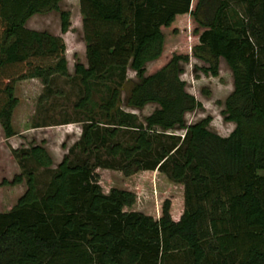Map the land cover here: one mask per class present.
<instances>
[{"label":"trees","instance_id":"obj_1","mask_svg":"<svg viewBox=\"0 0 264 264\" xmlns=\"http://www.w3.org/2000/svg\"><path fill=\"white\" fill-rule=\"evenodd\" d=\"M60 1L0 0L4 138L15 133L16 82L36 77L47 86L53 74L67 75L62 39L24 27L33 14L58 11L60 31H67ZM78 7L86 65L73 67L82 88L74 109L89 114L90 81L104 83L108 95L97 108L119 127L128 124L117 116L124 84L126 106L155 104L143 125L133 127L131 145L109 142L106 153L129 161L116 167L124 176L163 174L178 187L181 204L164 198L156 214L131 209L132 190L102 191L94 172L99 164L73 162L65 154L48 169L51 160L41 146L10 150L18 172L2 178L0 188L22 183L24 189L0 211V264H264V0H78ZM187 27L194 39L189 51L170 50L166 32L177 35ZM190 56L209 64L204 74L217 75L218 58L230 70L232 89L220 111L233 123L226 136L207 128L209 116L184 124V113L201 107L179 78L180 63ZM126 68L136 81L125 78ZM175 127L183 136L168 137L171 144H161L152 162L135 157ZM93 128L82 126L72 149L86 153ZM103 130L109 140L117 134ZM28 158L45 168L44 181Z\"/></svg>","mask_w":264,"mask_h":264},{"label":"rangeland","instance_id":"obj_2","mask_svg":"<svg viewBox=\"0 0 264 264\" xmlns=\"http://www.w3.org/2000/svg\"><path fill=\"white\" fill-rule=\"evenodd\" d=\"M58 10L68 13L69 26L64 34V39L66 41L65 58L67 75H55L51 77L48 84L49 86L42 85L38 80L32 81L29 86H24L23 84L25 83H18L17 96L19 100H21V103L17 112L20 111V113L23 114L19 119L23 121L24 127L27 129L31 126L32 122L34 123L36 121L49 124H56L63 121L69 122V124H65L61 127L62 130H66L67 132L64 141L66 146H63V154H67L68 158L73 162L86 160L93 165L99 164L98 166H94V172L99 175L98 183L103 192H107L110 187L132 190L135 194V202L131 209L156 214L164 198H171L174 207H179L181 204L179 189L163 174L158 172L155 173L154 171H137L129 176H124L118 168L128 164L129 161L123 159L119 155L111 159V157L107 155L105 149L109 142L114 141L119 142L123 146L131 145L135 135L133 127L141 124L143 125V117L156 107L155 104H146L141 109L126 106L124 103V94L129 84H124L120 91L117 116L123 118L122 120L128 122V124L119 127L112 119L103 120V114L97 108L98 104L103 102L108 95L107 88L102 85L104 83L100 84L97 81H90L91 97L87 104V109L90 111L89 114L74 109V103L82 95V88L78 76L73 73V67L75 63L86 65L78 0H61L58 3ZM29 24L46 29L50 32L58 30V11L38 14L29 21L28 25ZM184 30L186 31L177 35H171L166 32L170 50L189 51L190 44L194 42V39L190 37L188 27ZM151 65V62L145 64L146 72L149 71ZM208 66L209 64L207 62L192 56H190L186 62L180 63L182 72L179 78L184 81L185 91L193 95V97L201 103L200 108L184 113V124H191L205 116H209L211 120L207 128L220 136L228 135L233 124L224 121L220 111L223 109L225 97L232 89L231 73L222 58H218L217 60L216 76L203 73L202 68H208ZM125 78L130 81L137 80L134 72L129 68L125 70ZM105 84L109 87L113 85L109 81H106ZM25 90H29L30 94ZM41 96L42 99H40ZM16 119L14 120V124L16 130L19 131L20 127H17V124H19L17 122L19 120ZM22 121H20V123ZM89 123L94 124L92 144L87 148L86 153H82L80 147L72 149L73 144L80 138L81 127ZM104 128H115L117 130L116 136L112 140L105 138L103 132ZM48 130L50 134H53V128ZM74 132L77 133L72 135ZM45 134L49 133L45 132ZM163 134L164 137H158V140L154 141L153 147L149 153L135 157L142 159L143 162L144 160L152 162L160 145H170L171 141L167 138L171 136L181 138L184 134V130L175 127L166 130ZM3 151L5 152L4 154H0V160L3 161L2 164L5 168L3 173H0V180L2 178L9 180L13 174L17 172L16 170L14 173L17 160L13 158L11 154V161L6 157L8 155V150L3 149ZM100 164H105L107 167L101 166ZM110 167H114V169ZM116 167L118 168L116 169ZM259 173H264V171H260ZM36 175L40 182L44 181L47 177L45 172L40 171L36 173ZM2 195L3 194L0 193V196Z\"/></svg>","mask_w":264,"mask_h":264},{"label":"crops","instance_id":"obj_3","mask_svg":"<svg viewBox=\"0 0 264 264\" xmlns=\"http://www.w3.org/2000/svg\"><path fill=\"white\" fill-rule=\"evenodd\" d=\"M47 13H49V12H47ZM36 15H38V14L31 15L25 21L24 27L26 29L33 30V31H46L47 33H49L53 36L60 37L63 41V44H64V57H66L65 56L66 55V47H65L66 41L64 39V34L66 33V31L64 33H62L60 31V27H59L58 30L50 32L46 29H42V28L37 27L35 25L34 26L30 25V24L28 25L29 21L31 19H33ZM65 61H66V58H65ZM66 69H67V66H66ZM55 75H57V74H53L51 77H53ZM37 80L40 81L38 78L33 77L30 79H25V80L16 82L15 88H14V96L18 99V103H17L16 107L13 109L12 116H11V125H12V128H13L15 133H14V135H12L10 137L4 138L2 135L1 128H0V154H4L5 151H3V149L8 150V155L6 157H8L11 160L12 157H11L10 150L28 149L31 146H41L46 151V153L48 154V156L51 160V164L48 167V169H54L64 155L63 154L64 153L63 152L64 151L63 146H66L64 141H65L67 132H66V130H62L61 127H63L65 124H69V122L66 123L65 121H63V122H59L56 124H49V123H43V122L41 123V122L36 121L34 123L32 122L31 126L27 129L24 127L25 125H24L23 121L19 119V117H21L23 114H21L20 111L17 112L19 109V105L21 103V100H19V97L17 96V85H18V83H22V84L25 83V84H23L24 86H29L32 83V81H37ZM47 86H49V85H47ZM25 91L29 92V94H30L29 90H25ZM40 99H42V96L40 97ZM15 119L19 120L17 122V123H19V124H17V127L18 128L20 127L19 131H17L15 128V124H14ZM20 121H22V122L20 123ZM229 123H231V122H229ZM50 128L54 129V130H52L53 134H50V132H48L49 131L48 129H50ZM232 128H233V126H232ZM45 132H47L49 134H45ZM76 133L77 132H74V134H72V135H75ZM224 136H226V135H224ZM2 162L3 161L0 160V173H3V170L5 168L2 164ZM28 162L30 163V165H32L35 168V170H36L35 173H38L39 171L44 172V170H45L44 167H42V166L36 167L33 163H31L32 161L29 158H28ZM16 170L18 172V166L15 164L14 173ZM1 175H3V174H1ZM23 189H24V185L22 183L15 185V186H12V187L11 186L1 187L0 193L3 194L2 196L4 199H0V211L8 210V208L12 205V203L14 202L16 197L19 194H21Z\"/></svg>","mask_w":264,"mask_h":264}]
</instances>
